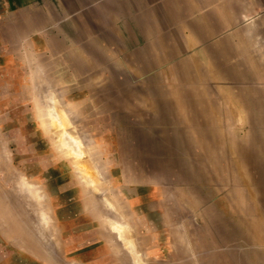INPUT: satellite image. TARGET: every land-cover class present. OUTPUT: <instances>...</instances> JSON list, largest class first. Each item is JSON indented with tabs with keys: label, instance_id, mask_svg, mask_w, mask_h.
<instances>
[{
	"label": "rangeland",
	"instance_id": "rangeland-1",
	"mask_svg": "<svg viewBox=\"0 0 264 264\" xmlns=\"http://www.w3.org/2000/svg\"><path fill=\"white\" fill-rule=\"evenodd\" d=\"M39 14L0 22V264H264V71Z\"/></svg>",
	"mask_w": 264,
	"mask_h": 264
},
{
	"label": "crops",
	"instance_id": "crops-1",
	"mask_svg": "<svg viewBox=\"0 0 264 264\" xmlns=\"http://www.w3.org/2000/svg\"><path fill=\"white\" fill-rule=\"evenodd\" d=\"M23 13L49 17L52 30L61 24L73 28L75 36H83L74 42L92 43L90 37H97L94 42L107 43L113 31L131 36L130 43L145 37L153 44L196 41L198 58L234 61L223 71H264V0H0V22ZM245 93L237 94V107L249 108ZM241 112L232 111L240 122H250Z\"/></svg>",
	"mask_w": 264,
	"mask_h": 264
},
{
	"label": "bare ground",
	"instance_id": "bare-ground-1",
	"mask_svg": "<svg viewBox=\"0 0 264 264\" xmlns=\"http://www.w3.org/2000/svg\"><path fill=\"white\" fill-rule=\"evenodd\" d=\"M52 191L53 190H49V192ZM59 193L60 191L56 192V195L54 196V201L55 207L58 210L59 214L62 245L66 244L67 246L69 245V247L87 246L89 242H92L91 239L93 240L94 236L92 235L90 236L91 238L89 237L88 239L85 234L81 235V233L79 232V227H81L80 224L83 223V219L80 217L79 214H77L79 210L77 202L75 203V201L77 200V194L70 191L66 192L64 195ZM49 195H51V193ZM65 196L70 197V202L64 199ZM93 252L94 249L90 250L88 254H93Z\"/></svg>",
	"mask_w": 264,
	"mask_h": 264
}]
</instances>
